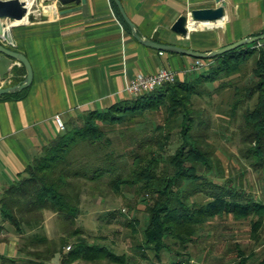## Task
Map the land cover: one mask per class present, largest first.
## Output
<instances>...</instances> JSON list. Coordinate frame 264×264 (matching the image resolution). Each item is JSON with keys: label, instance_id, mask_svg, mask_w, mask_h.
I'll return each instance as SVG.
<instances>
[{"label": "trees", "instance_id": "trees-1", "mask_svg": "<svg viewBox=\"0 0 264 264\" xmlns=\"http://www.w3.org/2000/svg\"><path fill=\"white\" fill-rule=\"evenodd\" d=\"M111 1L117 17L130 30L118 6ZM254 44L205 60L210 61L211 66L194 70L197 73L192 78L177 79L105 110L86 111L68 124L27 168L25 175L7 187L0 198L2 219L15 228L22 241L19 248L22 254L32 264L36 261L47 263L56 254H61V264L78 260L126 264L125 255L119 256L105 245L89 243L80 228L72 230L70 235L76 238L70 245L73 249L65 253L63 247L70 240L62 238L60 248L51 242L44 232L46 213L61 216L68 226L74 225L81 213V195L85 187L90 186L92 194L100 193L105 175L117 167L120 156L109 134L118 125L135 121L150 111H164L162 122L152 133L153 138L146 137L131 151L129 173L118 175L110 183L116 192L120 193L124 187L135 188L136 194L143 197L148 214L144 249L155 251L157 258L162 251L182 258L173 264L189 262V256L187 261L184 258L190 244L215 220L225 221L230 217L237 221L251 219V238L258 241L264 228V202L247 193L242 180L235 182L226 176L212 141L213 122L194 106V98L208 94L199 89L201 84L242 74L246 64L257 54L254 75L239 81L242 85L235 87L227 103V113L220 111L219 114L228 119L227 130L233 121L242 119L239 130L244 148L241 156L263 173L264 48H254ZM23 73L26 74L24 66ZM24 79L17 78L15 84ZM225 87L227 85L221 86ZM27 89L5 96L17 97ZM173 145L175 151L169 153ZM81 150L86 153L79 155ZM194 196L199 198L194 200ZM128 224L136 233L139 221L134 219ZM232 248L231 252L237 254L236 264H251L255 252L240 244ZM257 264H264V254Z\"/></svg>", "mask_w": 264, "mask_h": 264}, {"label": "crops", "instance_id": "crops-1", "mask_svg": "<svg viewBox=\"0 0 264 264\" xmlns=\"http://www.w3.org/2000/svg\"><path fill=\"white\" fill-rule=\"evenodd\" d=\"M40 1H35L38 10L34 21L12 26L14 44L0 36L1 44L28 58L34 72L33 82L23 95L0 97V198L66 130L59 129L56 114L67 126L86 111L105 110L128 100L132 97L126 86L141 74L172 69L177 79L185 81L197 73L194 66L198 59L161 53L139 43L117 17L111 0H81L63 10H59L60 3L56 6L57 0H44L42 12ZM223 1L226 17L219 25L191 23L195 27L188 37L171 29L192 10L215 8ZM121 2L144 37L152 38L157 32V42L195 51L216 50L264 33V0ZM43 15L48 18L43 20ZM10 69L7 79L0 80V88L26 77L21 63L15 61Z\"/></svg>", "mask_w": 264, "mask_h": 264}, {"label": "rangeland", "instance_id": "rangeland-1", "mask_svg": "<svg viewBox=\"0 0 264 264\" xmlns=\"http://www.w3.org/2000/svg\"><path fill=\"white\" fill-rule=\"evenodd\" d=\"M51 3L53 1L49 2V4ZM39 4L38 7L40 10L42 7V12L45 1L41 0ZM58 4L59 0H57L56 6ZM256 58L257 54L246 64L247 66L244 67L243 73L239 74L240 76L235 75L221 78L215 83L201 84L199 89L205 92L208 91V94L206 93L201 98H194V106L196 110L202 112L205 118L213 122L211 130L212 141L217 147V157L223 164L226 176L228 178L231 177L235 182L242 180L247 193H250L256 200L264 202V171L260 173V171L255 170L251 166L250 161L245 160L241 156V150L244 148L239 130L242 119L233 121L227 130L228 119L219 114L220 111L227 113V103L230 102L235 87L242 85L239 81L244 78L248 79L249 75L250 77L254 75ZM222 85H227V87L222 89ZM163 113L164 111L161 113L156 111L147 112L144 117L118 125L115 131L109 134L114 141L117 154L120 156L117 167L111 174L105 175L103 185L100 187V193H96V191L92 194L90 186L85 187L81 195V213L74 225L68 226L61 219V216L54 214L53 218H51L50 215H53V213H46L44 232L51 242L57 243L60 248L62 238L70 240V243L63 247L65 253L73 249L71 246L76 238L71 237L72 230L80 228L89 243L102 244L119 256L125 255L126 264H173L182 259L175 253L167 251H162L160 258H157L155 251L150 248L144 249L143 237L144 230L148 225V214L146 213V203L142 201L143 197L136 194L135 188L124 187L119 193L110 186L111 181L117 178L118 175L129 173L132 167L131 151H134L136 146L141 144L146 137L153 138L152 133L162 122ZM133 138L135 142L131 140ZM175 145L172 146L169 153L175 151ZM84 153H86V150H81L79 155ZM199 197H202V195H199ZM199 197L194 196L193 199L196 200ZM134 219L139 221L136 233L128 226V223ZM250 220L237 221L232 217L227 218L225 221L215 220L206 227L194 243L190 244L184 261H187L188 256L190 260L182 263L236 264L237 254L231 252V249L233 250L232 247L235 244H240L244 249L255 252V257L251 259V264H257L264 254V228L261 230L259 240H253L250 234ZM0 226H4L3 230H0V264H32L31 260L24 253L22 254L19 249L22 241L15 228L9 222H4L1 215ZM44 248L42 246L40 249L43 250ZM142 253L145 256H142ZM34 264H61V254H56L47 263L36 261ZM72 264L117 263H110L107 260L97 263L78 260Z\"/></svg>", "mask_w": 264, "mask_h": 264}, {"label": "water", "instance_id": "water-1", "mask_svg": "<svg viewBox=\"0 0 264 264\" xmlns=\"http://www.w3.org/2000/svg\"><path fill=\"white\" fill-rule=\"evenodd\" d=\"M36 0H0V36L8 42L9 45L14 44L12 36V26L22 23L24 21H34L37 18V6ZM118 6L120 14L124 21L129 25L132 30L133 36L148 47H152L161 52H170L176 54H182L190 56L196 59L208 60L214 59L218 56L224 55L226 53L232 52L242 46L251 45L258 41L264 40V33L259 35L250 36L249 38H243L237 42L226 45L216 50L200 52L192 49H188L181 46L169 45L157 42L158 34L155 33L152 38L144 37L136 24L129 18L126 14L121 0H113ZM81 0H59L60 6L59 10L69 7L72 3H80ZM191 17L187 15L181 16L176 23L174 24L173 31L178 34H181L184 37H188L191 32V23L200 24V23H209V22H219L225 19L226 17V3L223 1L215 8H204V9H195L191 11ZM43 20H46L47 16H41ZM17 61L21 63L26 69L25 79L12 86L0 88V97L5 95L15 94L21 92L32 84L34 79L33 67L28 60V58L18 51H15L11 48L6 47L0 43V80L4 81L10 75V68L13 67L14 62Z\"/></svg>", "mask_w": 264, "mask_h": 264}, {"label": "built area", "instance_id": "built-area-1", "mask_svg": "<svg viewBox=\"0 0 264 264\" xmlns=\"http://www.w3.org/2000/svg\"><path fill=\"white\" fill-rule=\"evenodd\" d=\"M190 14L191 12L187 14L189 18L191 17ZM253 47L254 48H264V40L256 42L253 45ZM210 66H211L210 61L198 59L197 63L194 66V70L208 69ZM175 80H177L176 72L172 69L163 68L155 74H151V75L141 74L135 79L130 80L126 86V91L131 97H138L145 93L147 94L152 91H155L156 89H159L166 84H170L172 82L174 83ZM55 121L60 130L66 129L65 122L60 115L56 114Z\"/></svg>", "mask_w": 264, "mask_h": 264}, {"label": "bare ground", "instance_id": "bare-ground-1", "mask_svg": "<svg viewBox=\"0 0 264 264\" xmlns=\"http://www.w3.org/2000/svg\"><path fill=\"white\" fill-rule=\"evenodd\" d=\"M31 4H33V2H32V0H31ZM221 23V21H219V22H209V23H200V26H202V25H211V26H216V25H219ZM196 25V24H195ZM195 25H191L189 28H194L195 27Z\"/></svg>", "mask_w": 264, "mask_h": 264}]
</instances>
